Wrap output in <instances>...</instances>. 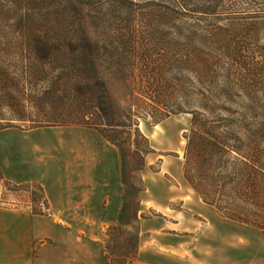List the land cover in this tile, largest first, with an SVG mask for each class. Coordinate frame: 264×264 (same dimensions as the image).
I'll return each instance as SVG.
<instances>
[{"label": "trees", "instance_id": "16d2710c", "mask_svg": "<svg viewBox=\"0 0 264 264\" xmlns=\"http://www.w3.org/2000/svg\"><path fill=\"white\" fill-rule=\"evenodd\" d=\"M170 1L178 9L175 15L163 17L159 29L155 23L143 34L133 30L131 35L123 36L114 52L106 46L98 49L84 37L36 35L10 40L0 38V101L8 102L6 105L10 107L15 105L23 113L28 96L27 85L36 91L44 83L49 86L40 90V108H44L42 101L50 100L62 91H70L78 98L90 96L93 100L94 84L100 80L99 75L110 74L126 82L135 102V106L129 105L126 112L115 114L117 121L110 124L85 119L64 123L33 121L31 129L50 125L94 128L123 151L120 141L109 134L107 127L115 133L130 130V138L135 127V134L147 144L145 150H137L141 156L149 155L152 149L149 140L139 130L137 123L140 118L151 119L154 125H158L171 115L190 114L191 131L185 155L186 181L221 217L256 228L264 235V128L250 131L239 125L240 121L226 117L228 111L224 99L232 97L233 89L230 87L216 85L207 91L203 86L198 92L187 88L188 76L195 74L196 62L214 80H219L230 69L245 65L239 56L241 51L231 46V33L237 30L240 20H230L226 27L219 24L221 21L218 19L212 23L193 17H216L237 5L233 0ZM230 26H235V29H228ZM11 64L25 66L23 78L11 77ZM203 80L199 81L201 86L205 83ZM101 110L104 111V107ZM124 118L132 124L128 125ZM15 120L29 122L21 117ZM9 127L12 126H0V131ZM4 181L0 168V182ZM26 188L38 191L39 195L32 194L33 202L49 209L42 186L27 184ZM139 212L140 209L133 221L138 227ZM34 214L47 215L42 210H34ZM116 229L109 230V237ZM137 257L138 252L124 260L112 258L111 261L113 264H129Z\"/></svg>", "mask_w": 264, "mask_h": 264}, {"label": "rangeland", "instance_id": "374dc122", "mask_svg": "<svg viewBox=\"0 0 264 264\" xmlns=\"http://www.w3.org/2000/svg\"><path fill=\"white\" fill-rule=\"evenodd\" d=\"M11 1L0 0V38L10 40L20 36L36 35L84 37L92 41L98 49L106 46L112 52L115 51L114 48H119L118 43L123 36L131 35L133 30L143 34L155 23L159 29L163 17L178 12L170 0H17L15 3ZM233 3L237 5L235 8L222 11L216 17H193L212 23L214 19H218L221 21L219 24L224 26L229 24L230 20H240L237 22L240 23L237 30H233L235 26L228 29L233 30L231 46L241 51L239 56L245 65L230 69L219 80H214L213 76L204 73L201 64L196 62L195 74L188 76L187 88L188 91L198 92L203 86L207 91L219 85L230 87L233 89L232 97L224 99L228 111L226 117L240 121L239 125L247 130L258 131L264 128V0H233ZM199 48L202 46L199 45ZM119 51L122 52L123 49L120 48ZM11 65L9 68L11 77L23 78L25 66ZM105 68L106 66L102 69ZM99 76L100 80L94 84L96 92L93 100L90 96L78 98L70 91H62L56 97L42 101L44 108H40L41 103L38 99L42 96L40 90L49 84L44 83L40 90L36 91L27 85L28 96L23 113H20L15 105L10 107L6 105L8 102L0 101V126L4 128L12 126L1 130L0 133L14 129L28 135L29 131L33 130L31 129L34 126L33 121L64 123L85 119L99 124L117 121L115 114L126 112L129 105L135 106L130 96V88L126 82L110 74ZM201 78L205 79L202 86L199 82ZM13 90L15 91L14 87ZM103 107L104 111L101 110ZM18 117L29 122L16 121ZM191 120L192 116L185 113L171 115L158 125H154L151 119L140 118L137 123L139 130L149 140L152 149L147 156H141L137 152L145 150L147 144L135 134V127L132 130V138L129 135L130 130L115 133L111 132V127H107L109 134L117 138L123 146V151H120L124 190L120 220L107 230L105 236L108 257L124 260L130 254L139 253L141 225L138 227L133 223L137 210L141 211L152 203L165 201L171 190L183 198L182 201L180 199L175 201L172 204L173 208L212 210L214 214L212 223L220 225L224 230L228 227L230 257L233 261L264 264V235L256 228L221 217L213 207L203 202L185 180V155ZM123 121L128 125L132 124L125 118ZM5 179L6 181L0 182V209L32 213L34 210H42L49 214L44 206L40 207V203L32 200V194L39 195L38 191H29L26 188L27 184ZM151 214L157 215L155 211H150L141 214V217L149 218ZM138 216L140 218V212ZM129 222L132 224L125 225ZM114 227L118 229L109 237V230ZM223 236V238L218 236V239L225 240L226 234ZM233 248L239 250L234 251Z\"/></svg>", "mask_w": 264, "mask_h": 264}, {"label": "crops", "instance_id": "0c3cea01", "mask_svg": "<svg viewBox=\"0 0 264 264\" xmlns=\"http://www.w3.org/2000/svg\"><path fill=\"white\" fill-rule=\"evenodd\" d=\"M0 167L8 180L42 186L49 201L47 215L0 209V264H113L105 236L123 209L117 146L79 125L9 129ZM178 199L169 190L140 211L141 246L129 264H244L231 259L228 227L212 223V210L175 209ZM150 211L157 215L141 217Z\"/></svg>", "mask_w": 264, "mask_h": 264}]
</instances>
